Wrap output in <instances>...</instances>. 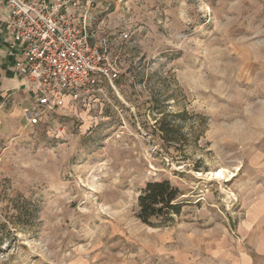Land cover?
Wrapping results in <instances>:
<instances>
[{
    "label": "rangeland",
    "instance_id": "rangeland-1",
    "mask_svg": "<svg viewBox=\"0 0 264 264\" xmlns=\"http://www.w3.org/2000/svg\"><path fill=\"white\" fill-rule=\"evenodd\" d=\"M84 1L118 78L3 109L0 264H264V0ZM163 179L179 212L146 224Z\"/></svg>",
    "mask_w": 264,
    "mask_h": 264
},
{
    "label": "built area",
    "instance_id": "built-area-1",
    "mask_svg": "<svg viewBox=\"0 0 264 264\" xmlns=\"http://www.w3.org/2000/svg\"><path fill=\"white\" fill-rule=\"evenodd\" d=\"M0 1L8 10L9 54L32 92L31 105L23 109L29 125L67 103L88 100L99 78L114 87L118 71L108 61L107 39L89 41V1Z\"/></svg>",
    "mask_w": 264,
    "mask_h": 264
},
{
    "label": "crops",
    "instance_id": "crops-1",
    "mask_svg": "<svg viewBox=\"0 0 264 264\" xmlns=\"http://www.w3.org/2000/svg\"><path fill=\"white\" fill-rule=\"evenodd\" d=\"M7 19L8 10L0 1V116L5 108L15 115L21 114L31 105L32 97L27 79L15 71V57L9 54ZM256 208L264 211V206Z\"/></svg>",
    "mask_w": 264,
    "mask_h": 264
},
{
    "label": "trees",
    "instance_id": "trees-1",
    "mask_svg": "<svg viewBox=\"0 0 264 264\" xmlns=\"http://www.w3.org/2000/svg\"><path fill=\"white\" fill-rule=\"evenodd\" d=\"M180 191L168 180L149 181L138 196V218L146 224L178 213L180 203L175 202Z\"/></svg>",
    "mask_w": 264,
    "mask_h": 264
},
{
    "label": "bare ground",
    "instance_id": "bare-ground-1",
    "mask_svg": "<svg viewBox=\"0 0 264 264\" xmlns=\"http://www.w3.org/2000/svg\"><path fill=\"white\" fill-rule=\"evenodd\" d=\"M222 173L223 171L219 170V171H216L215 173L213 172V175L219 176V175H222Z\"/></svg>",
    "mask_w": 264,
    "mask_h": 264
}]
</instances>
